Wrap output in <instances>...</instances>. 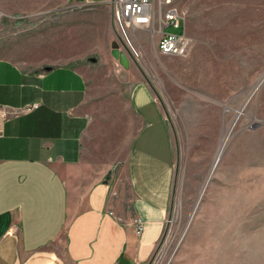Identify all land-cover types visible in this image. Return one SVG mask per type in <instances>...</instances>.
Wrapping results in <instances>:
<instances>
[{
	"label": "crops",
	"instance_id": "crops-1",
	"mask_svg": "<svg viewBox=\"0 0 264 264\" xmlns=\"http://www.w3.org/2000/svg\"><path fill=\"white\" fill-rule=\"evenodd\" d=\"M17 21L22 38L2 37ZM112 23L110 0H0V264H145L164 233L174 147L156 96L130 63L105 90L82 62L108 56Z\"/></svg>",
	"mask_w": 264,
	"mask_h": 264
},
{
	"label": "rangeland",
	"instance_id": "rangeland-1",
	"mask_svg": "<svg viewBox=\"0 0 264 264\" xmlns=\"http://www.w3.org/2000/svg\"><path fill=\"white\" fill-rule=\"evenodd\" d=\"M177 4L191 39L184 55L159 54L147 30L122 32L114 19L111 28L130 78L156 96L174 147L164 233L145 264H264V0ZM30 27L8 24L2 37L22 38ZM106 47L107 57L82 62L98 64L105 90L119 89L122 66Z\"/></svg>",
	"mask_w": 264,
	"mask_h": 264
},
{
	"label": "built area",
	"instance_id": "built-area-1",
	"mask_svg": "<svg viewBox=\"0 0 264 264\" xmlns=\"http://www.w3.org/2000/svg\"><path fill=\"white\" fill-rule=\"evenodd\" d=\"M110 3L114 22L122 32L147 30L154 39L155 50L162 55L180 56L189 50L191 39L186 34L184 14L177 0H110ZM169 27L178 31L167 32ZM130 223L135 232L142 231L143 221L139 217H133Z\"/></svg>",
	"mask_w": 264,
	"mask_h": 264
},
{
	"label": "water",
	"instance_id": "water-1",
	"mask_svg": "<svg viewBox=\"0 0 264 264\" xmlns=\"http://www.w3.org/2000/svg\"><path fill=\"white\" fill-rule=\"evenodd\" d=\"M111 54L112 56L125 68L128 67V58L119 49L118 43L114 40L111 42ZM260 124H256L254 128L258 127Z\"/></svg>",
	"mask_w": 264,
	"mask_h": 264
},
{
	"label": "bare ground",
	"instance_id": "bare-ground-1",
	"mask_svg": "<svg viewBox=\"0 0 264 264\" xmlns=\"http://www.w3.org/2000/svg\"><path fill=\"white\" fill-rule=\"evenodd\" d=\"M239 114H240V110L237 112V116H238ZM230 129H231V128H230ZM230 129H228V130L226 131V133L224 134V137H223V139H222L221 144L219 145V149H218L217 154H216L215 162H216V159H217L218 157H220V155L222 154V151L224 150V147H225V145H226V142H227V139H228V136H229V133H230Z\"/></svg>",
	"mask_w": 264,
	"mask_h": 264
}]
</instances>
